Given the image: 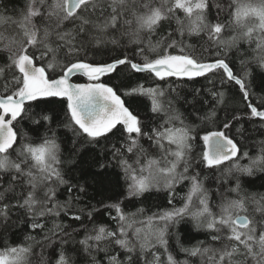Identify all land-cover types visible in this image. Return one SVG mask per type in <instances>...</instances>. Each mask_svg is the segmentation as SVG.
<instances>
[{"label": "snow or ice", "instance_id": "1", "mask_svg": "<svg viewBox=\"0 0 264 264\" xmlns=\"http://www.w3.org/2000/svg\"><path fill=\"white\" fill-rule=\"evenodd\" d=\"M6 13L0 264H264V192L245 186L264 174V139L256 155L242 143L257 120L264 136V95L257 104L250 90L260 75L264 91V0H25L15 19ZM113 75L119 83L104 82ZM171 78L206 84L189 101ZM229 84L243 108L228 107ZM143 98L150 122L137 110ZM204 170L217 173L215 189ZM177 186H186L179 202ZM153 190L168 206L149 214L135 205ZM185 223L208 239L180 246L181 261L169 242ZM21 224L30 231L9 245Z\"/></svg>", "mask_w": 264, "mask_h": 264}, {"label": "trees", "instance_id": "2", "mask_svg": "<svg viewBox=\"0 0 264 264\" xmlns=\"http://www.w3.org/2000/svg\"><path fill=\"white\" fill-rule=\"evenodd\" d=\"M24 4H25V0H0V12H4V9L6 7L7 8L6 14L13 16V18L15 19L16 18L15 13L23 9ZM189 42L194 43V44L196 43L195 40H189ZM243 47L244 49H247L248 48L247 43H244ZM197 50L200 51L199 48ZM110 54L116 55L117 53L112 52ZM106 58L107 57L105 55H101V54L95 55V59L97 60L106 59ZM230 58L235 62L236 69H240V63H239L240 57L238 55L230 54ZM252 67L255 73L260 72V70L258 68H255L254 65ZM124 75H131L135 80H142L145 74L131 73L129 70H122L121 78H123ZM261 79L262 77L260 75H256L255 83L250 86V90H252L253 92V100L257 104L259 103L258 97L261 95H264V91H262V88H261ZM73 80L83 82V81H86V78L78 75L74 77ZM104 82L116 84L120 82V79H118L115 75H113L111 80H109L108 78H104ZM168 83H173V86L177 89V92L180 94V96L186 97L189 101H193L194 90L199 89L202 86H205L206 84V82L202 78H197V80L195 81L171 78L168 81ZM217 87H219V83L217 84ZM223 90L226 92V95L228 97L234 98L230 101L228 105L229 108H232L234 106L239 107V108L244 107V105L240 102V96H239L237 87H233L231 84H229ZM199 106H200L199 104H196V107H199ZM177 107H179L181 111H186L187 113H191L195 111L193 107L184 104L182 101L177 105ZM137 110L140 112L141 118L145 120V122L151 121L152 114L149 111L148 101L146 100V98H143V102L138 105ZM221 115H223V113H221ZM195 122L199 124V121H195ZM214 128H215L214 125H209L207 127V130H213ZM245 128L247 130L245 133L246 138L243 140L242 143L245 145V150H248L251 155H256L257 154L256 141H259L260 139H264V136H261L260 130H258L259 121L257 120L255 124H246ZM234 131L235 130H233V132ZM60 134L65 137L66 141H68V144L70 146L72 134L64 130H61ZM201 134H203V132H201ZM198 143L199 142L197 141V144ZM104 144H106V141L101 140V145H104ZM145 146H147L146 142H145ZM241 163L246 164L248 163V160L243 159L241 160ZM76 175L78 176L79 173H76ZM202 175L207 176V179L205 180L206 187L215 189L217 186V179H216L217 173L204 170ZM257 177H260V178L257 179ZM250 180L252 181V183L245 185L246 187L249 188L250 191L264 192V188L260 187L262 184H264V174L256 173L255 176L250 178ZM185 191H186V186L183 188L181 186H177V192H178L177 202H179V197L182 196ZM166 197H167V193L165 191L161 190L157 192L153 190L151 194H146L145 197L140 198L143 201L142 205L136 204L135 206L136 207L143 206L146 210H148V213L150 214L151 212H155L159 210L160 208L168 206ZM64 198L65 197L63 195L60 196L61 200H63ZM99 198L100 197L98 196L97 199ZM105 202L107 203L108 201H105ZM92 203L95 204V201L93 200ZM132 210H134V208ZM13 219H15V216L13 217ZM103 222L109 223L110 226L112 227L115 226L112 222L108 220L106 213L103 215ZM29 231L30 229H28L26 225L21 224L19 225V227L12 228L7 233L6 241L9 245H15L17 243H20L23 239V236L27 234ZM173 233L174 234L170 238V242H169L170 249L173 250V254L176 256V258L181 261L186 259L187 257H186V254L179 251L180 246L191 247L193 244L197 243L198 241L208 239V237L205 235L203 231L195 229L191 223L182 224L178 228V230H173ZM82 235L83 233H81V235L77 237V239L82 238ZM3 247H4V244L0 243V248H3ZM67 247L70 249L72 245H69ZM36 251L39 252V249H37ZM97 259H100L103 262L104 253L97 254ZM192 259H193V264H198V261L196 260V258H192ZM77 260L79 261V264H88V261L84 259L83 256H78Z\"/></svg>", "mask_w": 264, "mask_h": 264}, {"label": "water", "instance_id": "3", "mask_svg": "<svg viewBox=\"0 0 264 264\" xmlns=\"http://www.w3.org/2000/svg\"><path fill=\"white\" fill-rule=\"evenodd\" d=\"M74 82H79V81H74ZM83 82H85V81H83Z\"/></svg>", "mask_w": 264, "mask_h": 264}]
</instances>
